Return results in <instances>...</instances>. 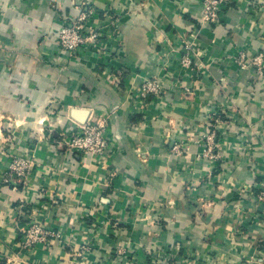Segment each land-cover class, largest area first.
<instances>
[{
	"label": "crops",
	"instance_id": "crops-1",
	"mask_svg": "<svg viewBox=\"0 0 264 264\" xmlns=\"http://www.w3.org/2000/svg\"><path fill=\"white\" fill-rule=\"evenodd\" d=\"M76 1L0 0V264H264V68L238 62L264 49V0L216 22L203 0H84L105 49L71 55ZM148 76L164 89L144 103ZM94 119L109 153L68 150ZM34 219L49 234L25 247Z\"/></svg>",
	"mask_w": 264,
	"mask_h": 264
},
{
	"label": "built area",
	"instance_id": "built-area-1",
	"mask_svg": "<svg viewBox=\"0 0 264 264\" xmlns=\"http://www.w3.org/2000/svg\"><path fill=\"white\" fill-rule=\"evenodd\" d=\"M228 2L229 0H203L204 19L208 22L218 21L221 8L226 6ZM76 5L79 9L78 13L65 17L60 27L59 41L62 47L71 55L83 48H91L94 52L101 53L105 49V43L102 41L105 32L100 30L94 21L102 15L84 0H77ZM188 44L189 46L193 45L192 42ZM182 62L184 65H189L191 60L189 57H183ZM238 62L242 68L253 64L262 72L264 68V49L258 54L251 56L241 53ZM163 89V83L157 77L148 76L143 79L139 89L133 91V94L140 102L144 101L145 103L150 96H159L163 92ZM217 120L219 121V116ZM217 129L219 130V128ZM217 129L208 130L206 135L208 151H213L216 145ZM62 141L70 151L102 158V156L107 155L110 151L111 138L108 135L104 121L94 119L75 126ZM32 163V159L27 156L18 157L10 165V177L16 176L19 179L26 177ZM259 198L264 200V190L259 194ZM48 234L49 231L45 229L43 224L39 220L34 219L25 230L23 244L25 247H29L37 242L45 241Z\"/></svg>",
	"mask_w": 264,
	"mask_h": 264
}]
</instances>
